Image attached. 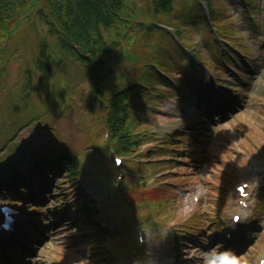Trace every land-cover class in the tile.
<instances>
[{
  "label": "rangeland",
  "instance_id": "obj_1",
  "mask_svg": "<svg viewBox=\"0 0 264 264\" xmlns=\"http://www.w3.org/2000/svg\"><path fill=\"white\" fill-rule=\"evenodd\" d=\"M186 1L189 0H179V8H182ZM146 2L147 0H135L134 7L146 6ZM257 3L255 4L257 5ZM236 10L241 12L242 8L239 7ZM233 15L238 17L234 13ZM258 19L262 23L263 14H258ZM200 20L196 17L194 25L187 28L190 36L188 39L191 42L189 45L195 50L196 47L202 48L203 61L211 64L213 62L221 63L219 46L217 44L215 46L210 33L200 26ZM241 20L245 21L251 30L248 31L245 39H241L242 34L237 39H241L239 41L243 43L245 54L255 60L248 67H252L251 71L245 70V64L236 65V68L243 70L240 73L244 75L248 73L246 77L234 80V73L223 68L226 76L234 78L231 79L232 82L219 85L213 75L214 71L205 68V64L199 63L193 66L192 71L190 64H187V57L182 51L179 52V58L176 55L171 58L173 69L176 71L175 77H181V74L185 76L191 71L192 77L194 75L197 78L194 86L195 91L200 94V98H203V102L209 109L210 117L208 112L203 113L192 100H181L176 96L168 98L164 95L159 96V92L165 90L163 86H159L155 91L158 98L155 96L156 94L148 95L140 100L136 109V114L142 116L141 119L144 122L140 126V130L146 131L147 134L156 138L153 141L148 136L144 138L141 151L150 153L155 150L154 153H157L158 149L155 143L162 139V133L169 134L178 128H180L178 131L195 137L194 141L198 142L193 144V142L185 140L186 143L181 146V150L179 148L175 149V152L170 150L171 154L164 155L161 152L146 165H136L137 172L135 174L127 172V175L122 176L125 184H139L138 189L129 190V197L137 208L131 214L143 218V223L137 227L144 234L146 240L143 244L144 247L150 249L148 258L158 264L163 263L162 260L165 257L171 261V264H175L177 257H179L180 264H204L206 258L210 259L215 252L225 249L226 243L218 238L221 232L216 234V227L221 228L222 220L226 218L227 214L226 228H233L231 214L228 210L225 214V208L228 209L236 193L237 178L243 177L248 181L254 177L262 176L259 175V170H264V78L261 82L257 77L261 75L260 71L264 68V26H262L261 37H258L256 27L250 26V22L246 19L241 18ZM169 25L174 26L173 24ZM41 29L44 27L40 24L37 25V28L30 26L24 29L21 46L19 45L21 39H10L6 43L8 52L12 55L7 60V71L3 78V86L0 87V122L6 118L15 120L27 114L26 112L29 110L24 107L30 100L35 104L33 110H40L43 115L38 116L33 123L26 125L22 130L15 131L10 136L7 135L6 138L5 134H0L2 139L11 138L14 135L21 139L17 143L18 146L12 140L6 145L3 144L5 139L2 143L0 142V155H6V149L9 150L10 143L15 145V149H19L20 145L26 142L29 143V140L37 142L36 145L39 147L46 146L47 143H54L53 136L55 134L64 142L63 145L68 150L80 155V163L84 162L95 179L107 181L109 178L111 187L104 189L99 181H92L89 174H86L85 170L87 169L81 168L85 175L84 183L94 182L93 184L99 187L100 193L107 191L105 195L107 202L115 204L113 198L115 182L118 180L121 170L116 169L113 165L112 151L110 149V152L107 151L105 135L108 129L101 125L96 114L89 107L90 84L81 62L74 59L72 55L65 56L64 64L57 65L53 62L52 71H55L54 73L41 79L33 77L32 84L36 87L38 85V92L27 91L29 87L25 83L26 75L23 66H33L39 42L45 36ZM160 35L155 34L153 37L161 41L163 37ZM250 35L255 37V42H246ZM51 40L54 43L57 41L56 37H51ZM228 43L226 42L225 46L227 47L225 48H228ZM162 44L170 55L177 50V47L173 50L174 45L171 39L169 42L164 39ZM131 48L132 51L137 52L138 57L143 59L148 58V55L151 56L153 51L151 48L147 50V53L142 50L139 39ZM5 55L3 54L1 57ZM132 65L131 60L123 59L116 67L111 66L109 72L112 76L123 71L131 72L136 68L128 69ZM200 88L203 90L202 94ZM191 90L193 89L191 88ZM65 91L66 95H62L61 93L64 94ZM187 92L189 97L192 91L187 90ZM8 101L13 106V110L18 107V110L23 111L15 119L7 104ZM45 101L48 102L47 109H44L42 104ZM213 104L215 109H213ZM219 104L223 110L220 109ZM216 109H220L222 112L218 117L215 113ZM192 115H197L198 118L192 120ZM172 142L175 144L180 141L175 136ZM176 158L185 160L178 161L175 160ZM130 159L126 158L125 160L129 161ZM124 167L126 170L128 169V165ZM99 171L100 173H98ZM65 172L66 170L59 174L60 178L55 177L54 182L53 180L49 181V186L43 189L46 192L41 196L42 202L38 203L33 200L21 202L25 210V220L31 222L24 226L23 230L30 235L33 242L27 244L31 254L27 257L23 256V260H19L18 263L71 264L78 258L87 264H100L97 256L103 258L110 255V257L113 256L119 260L106 264H140L144 259L140 253L137 227L132 219L128 220L131 212L128 207L124 206V209L117 214L121 224L114 223L115 229L112 230L114 233L102 236L103 241L94 247H90V245L94 244L95 237L92 238L93 242L90 244L86 242V238L91 235L90 232H93V228L84 227L79 222L80 216L79 219L74 220L75 222L71 221L69 224H66L62 217L58 218L60 213H57L56 209L60 201L56 200L57 197H64V204L71 205L76 201L71 195L78 189L74 187V184L67 182L64 177ZM234 179L236 182L233 181ZM142 181L150 183L149 190L142 189L140 186ZM251 188L254 192L253 202L257 206L258 201L264 196V184L261 181ZM91 189L94 187L92 186ZM53 193H57V195ZM166 196L172 199L170 206L156 208L155 203L162 205V199ZM196 198L200 200L195 201ZM76 199L78 202L80 198ZM107 202L105 201L104 204ZM33 207H38V210L33 212ZM70 211L72 216L78 215L76 207ZM194 211L196 215H201L203 220L201 223L192 224V228H189L192 219L188 218ZM252 211L255 213V207L252 208ZM168 215L170 216L167 222H163ZM170 224L178 227L187 224L186 229L193 233H185L183 244L175 247L174 238L176 235L172 230L165 228ZM79 232L83 234H78ZM95 235L100 234L96 231ZM239 240L238 246L241 254L236 256L239 258L240 264L258 262V259L264 254V218L263 214L259 216V210L255 214L248 232H245L244 237ZM218 241L221 242L218 243ZM104 251L109 254L107 255ZM22 253L23 250L19 252L21 258ZM115 258L112 259L115 260ZM0 264L4 263L0 261Z\"/></svg>",
  "mask_w": 264,
  "mask_h": 264
},
{
  "label": "trees",
  "instance_id": "obj_2",
  "mask_svg": "<svg viewBox=\"0 0 264 264\" xmlns=\"http://www.w3.org/2000/svg\"><path fill=\"white\" fill-rule=\"evenodd\" d=\"M31 1L33 0H0V37L9 32L6 26L7 21L20 16ZM131 1L40 0L38 3L40 5L39 16L48 23L50 31L59 36L62 46L75 51L79 59L87 64L92 88L95 90L92 93L101 95V86L104 84V76L100 71L104 62L105 30H112L115 27L117 34H120L124 26L134 23L145 34L158 31L149 21L144 20L142 9L129 11ZM209 1L215 15L220 7L216 6V0ZM152 2L153 12L157 16L170 15L173 10V0H152ZM49 60L46 49L43 48L37 58L38 68L47 69ZM144 80H146L145 77H143ZM139 92L140 88L137 84L129 83L116 92L114 91L105 107L106 119L117 143H121L126 148L134 144L129 111L133 96ZM64 158L77 166L75 157L64 155ZM14 176L16 180L20 179L17 175ZM1 187L3 186L0 185V189ZM86 214L85 216L90 219V224H93V217H90L87 212Z\"/></svg>",
  "mask_w": 264,
  "mask_h": 264
},
{
  "label": "clouds",
  "instance_id": "obj_3",
  "mask_svg": "<svg viewBox=\"0 0 264 264\" xmlns=\"http://www.w3.org/2000/svg\"><path fill=\"white\" fill-rule=\"evenodd\" d=\"M204 264H240L239 258L229 249L215 252L212 258H206Z\"/></svg>",
  "mask_w": 264,
  "mask_h": 264
},
{
  "label": "snow or ice",
  "instance_id": "obj_4",
  "mask_svg": "<svg viewBox=\"0 0 264 264\" xmlns=\"http://www.w3.org/2000/svg\"><path fill=\"white\" fill-rule=\"evenodd\" d=\"M237 220H239V217H237Z\"/></svg>",
  "mask_w": 264,
  "mask_h": 264
}]
</instances>
